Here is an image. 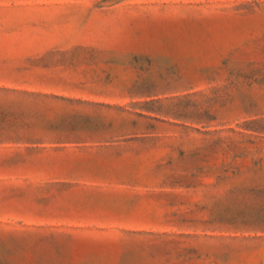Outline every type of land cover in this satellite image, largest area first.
Wrapping results in <instances>:
<instances>
[{
  "label": "rangeland",
  "instance_id": "rangeland-1",
  "mask_svg": "<svg viewBox=\"0 0 264 264\" xmlns=\"http://www.w3.org/2000/svg\"><path fill=\"white\" fill-rule=\"evenodd\" d=\"M0 264H264V0H0Z\"/></svg>",
  "mask_w": 264,
  "mask_h": 264
}]
</instances>
